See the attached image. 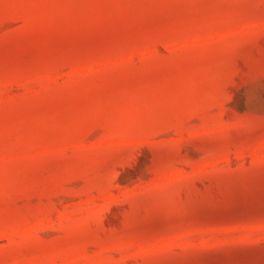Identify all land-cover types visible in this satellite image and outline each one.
<instances>
[{"label": "rangeland", "instance_id": "374dc122", "mask_svg": "<svg viewBox=\"0 0 264 264\" xmlns=\"http://www.w3.org/2000/svg\"><path fill=\"white\" fill-rule=\"evenodd\" d=\"M0 264H264V0H0Z\"/></svg>", "mask_w": 264, "mask_h": 264}]
</instances>
